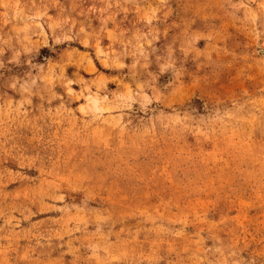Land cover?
I'll use <instances>...</instances> for the list:
<instances>
[{
	"label": "rangeland",
	"instance_id": "374dc122",
	"mask_svg": "<svg viewBox=\"0 0 264 264\" xmlns=\"http://www.w3.org/2000/svg\"><path fill=\"white\" fill-rule=\"evenodd\" d=\"M0 264H264V0H0Z\"/></svg>",
	"mask_w": 264,
	"mask_h": 264
}]
</instances>
